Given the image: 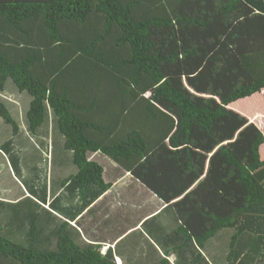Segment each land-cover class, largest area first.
I'll use <instances>...</instances> for the list:
<instances>
[{
  "label": "trees",
  "instance_id": "16d2710c",
  "mask_svg": "<svg viewBox=\"0 0 264 264\" xmlns=\"http://www.w3.org/2000/svg\"><path fill=\"white\" fill-rule=\"evenodd\" d=\"M1 30L0 264H115L70 223L94 152L167 203L162 262L264 264V134L229 108L264 89V0H0Z\"/></svg>",
  "mask_w": 264,
  "mask_h": 264
},
{
  "label": "crops",
  "instance_id": "0c3cea01",
  "mask_svg": "<svg viewBox=\"0 0 264 264\" xmlns=\"http://www.w3.org/2000/svg\"><path fill=\"white\" fill-rule=\"evenodd\" d=\"M253 56L243 65L253 78H264V50ZM256 67L261 69L256 70ZM229 108L246 117L250 123H255L264 134V89L238 99ZM260 155L264 160V144L260 146ZM90 159L103 165L104 178L111 187L74 221H70L71 225L80 228L88 242L98 244L103 256L112 248L115 264H168L162 262L161 257L173 251L167 252L160 242L161 234L173 219L158 215L167 203L110 156L94 152L90 154ZM56 196L50 191L48 203ZM146 224L154 234L144 229Z\"/></svg>",
  "mask_w": 264,
  "mask_h": 264
},
{
  "label": "rangeland",
  "instance_id": "374dc122",
  "mask_svg": "<svg viewBox=\"0 0 264 264\" xmlns=\"http://www.w3.org/2000/svg\"><path fill=\"white\" fill-rule=\"evenodd\" d=\"M29 25V24H28ZM1 26H2V24H1ZM10 31V34L12 33L13 34V30L12 29H9ZM4 34H2V30L0 31V40H4V36H3ZM38 38L40 39V40H42L43 38H44V32L43 31H41L40 30V32H39V34H38ZM11 41H13V39H11ZM255 56H253V58H254ZM250 59V58H249ZM259 69H261V67H256V70H259ZM10 130H8L7 131V129H5V130H1L0 129V133H2V135H3V137L4 138H7V137H9L10 135ZM27 146L28 147H32L33 145H32V143L30 142V141H28L27 142ZM46 163H47V158H46ZM61 161H62V159H61ZM50 169H52V167H50ZM59 175H60V173H59V171L57 170V174L56 175H54V181H56L57 180V178L59 177ZM2 176L5 178V181L7 182V187H8V190H9V192H12V191H18L19 192V195H21L22 194V189H20V187L18 186V184L16 183V182H14L13 180H12V178H10L9 177V175H8V171H7V166L6 165H4V169L2 170ZM49 178H50V176H49ZM50 181H52L51 180V178H50ZM23 185V184H22ZM24 186V185H23ZM25 187V186H24ZM27 189V188H26ZM148 198V197H147ZM117 208V207H116Z\"/></svg>",
  "mask_w": 264,
  "mask_h": 264
},
{
  "label": "built area",
  "instance_id": "2783aa9c",
  "mask_svg": "<svg viewBox=\"0 0 264 264\" xmlns=\"http://www.w3.org/2000/svg\"><path fill=\"white\" fill-rule=\"evenodd\" d=\"M107 247H104V249H106Z\"/></svg>",
  "mask_w": 264,
  "mask_h": 264
},
{
  "label": "clouds",
  "instance_id": "9594fccd",
  "mask_svg": "<svg viewBox=\"0 0 264 264\" xmlns=\"http://www.w3.org/2000/svg\"><path fill=\"white\" fill-rule=\"evenodd\" d=\"M103 249H104V248H103ZM106 249H107V248H106ZM106 249H105V250H106Z\"/></svg>",
  "mask_w": 264,
  "mask_h": 264
}]
</instances>
